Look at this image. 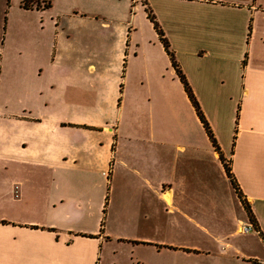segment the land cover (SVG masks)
<instances>
[{
  "label": "crops",
  "instance_id": "obj_1",
  "mask_svg": "<svg viewBox=\"0 0 264 264\" xmlns=\"http://www.w3.org/2000/svg\"><path fill=\"white\" fill-rule=\"evenodd\" d=\"M100 5L116 8L113 17H125V34L129 27L122 111L128 110L126 127L134 124L139 130L127 129L123 143L117 140L123 119L117 128L80 117L62 119L61 126L49 129V139L56 142L45 154L49 177L43 202L38 205L24 182L0 190V264H163L166 254L176 264H264V0H74L70 9L56 12L108 17ZM22 6L54 13L56 4L23 0ZM150 15L168 40L218 147ZM71 67L84 69L82 63ZM60 69L65 107L70 89L77 98L80 94L71 84L78 79L65 75L70 65ZM234 99L235 121L220 128L224 116L213 110L214 104L223 109L219 103ZM94 133L99 143L93 144ZM138 133L141 140L133 141ZM81 159L97 166V194L73 186L71 171L78 170L69 165ZM225 163L238 192L230 188L223 194L215 188L214 177L227 188L229 181L232 185ZM107 186L111 197L122 196L124 207L116 208L114 197L106 207ZM149 195L152 204L145 203ZM92 198L97 208L89 205ZM165 213H176V221L169 222L183 236L176 242L164 238ZM181 217L201 240L185 237L190 230ZM244 226L253 230L241 232Z\"/></svg>",
  "mask_w": 264,
  "mask_h": 264
},
{
  "label": "rangeland",
  "instance_id": "obj_2",
  "mask_svg": "<svg viewBox=\"0 0 264 264\" xmlns=\"http://www.w3.org/2000/svg\"><path fill=\"white\" fill-rule=\"evenodd\" d=\"M22 1L0 0V159H4L5 164L1 165L0 161V190L6 192L13 184L24 182L26 187L32 189L31 193L40 205L46 196L49 177L45 154L46 151L51 153L52 144L56 142L49 139V129L61 126L62 119L71 121L80 117L116 128L123 119V135L117 140L124 143L128 140L126 130L139 128L134 124L126 127L127 120L129 123L128 110L122 111L125 98L122 78L130 44L129 27L126 34L123 32L125 17H113L111 11L116 8L111 5H100L108 17L95 19L65 14L60 16L56 12L70 9L69 5L74 0H54V13L25 9ZM133 21L135 23L134 18ZM143 33L150 36L148 30ZM77 63H82L84 69L74 70L71 66ZM65 65L71 68L65 75L69 73L70 78L78 79L71 84L79 90L80 98L70 89L66 96L67 106L62 107L60 96L64 95V90L61 92L60 68ZM219 105L223 109H215V103L213 110L224 116L220 128H225L234 120L235 99ZM134 121L131 120L132 123ZM92 137L95 138L93 144L99 143L98 134L94 133ZM132 140L140 141V133L135 134ZM81 149L79 153H82ZM69 166L78 170L71 171L74 188L97 194L98 178L94 173L97 166L82 162V159L80 163ZM107 175L109 177L110 173L107 172ZM229 182L227 188L214 177L215 188L222 190L223 194L225 189L234 188ZM120 183L123 184V181ZM105 191L107 208L112 205L113 197L116 208L124 207L120 199L122 196L111 197L109 186ZM148 198L145 203L152 204L151 196ZM92 199L89 205L97 208L99 202ZM138 200L141 203V199ZM5 201L6 205H12L8 199ZM164 216L168 222L164 238L176 242V238L183 237L181 231L176 230V225L169 223L176 221V213H165ZM232 216L230 214L229 217ZM180 222L190 230L185 233L186 238L201 240V236L186 224L187 218L181 217ZM166 257L167 254L163 264H176V259Z\"/></svg>",
  "mask_w": 264,
  "mask_h": 264
},
{
  "label": "trees",
  "instance_id": "obj_3",
  "mask_svg": "<svg viewBox=\"0 0 264 264\" xmlns=\"http://www.w3.org/2000/svg\"><path fill=\"white\" fill-rule=\"evenodd\" d=\"M25 6L28 7L27 6V3H25ZM45 6L46 7H49L50 6V3L49 2L46 3ZM150 18H151V20L155 24V27H156V29H157L160 37H161V41L163 42V44H164L167 52L169 53V55H170V57L172 59L173 67L175 68L178 76L180 77V79H181V81H182V83H183V85L185 87V90H186V92H187L190 100L192 101V104H193V106H194V108H195V110H196V112L198 114V117L200 118V120H201V122H202V124H203V126H204V128H205V130H206V132H207V134H208V136L210 138V140L212 141V143L216 147H218L217 140H216L215 135H214V133H213V131L211 129V126H210L208 120L206 119V117H205V115H204V113H203V111L201 109V106H200L199 102L197 101V99H196V97H195V95H194V93L192 91L191 86L189 85V82H188L186 76L184 75V73L180 69V66H179L178 62L176 61L175 54H174V52L170 48V44H169L168 40L164 36V33H163L162 29L160 28L158 22L156 21L155 17H153L152 15H150ZM225 168H226V171H227V173L229 175V178H230V180L232 182L233 187L238 192L239 191V188H238L236 179H235V177H234V175L232 173V170H231L230 166L227 163H225ZM246 207H247V205H246ZM247 208H248V213L250 215V218L253 220V215L251 214V211H250L249 207H247Z\"/></svg>",
  "mask_w": 264,
  "mask_h": 264
},
{
  "label": "built area",
  "instance_id": "obj_4",
  "mask_svg": "<svg viewBox=\"0 0 264 264\" xmlns=\"http://www.w3.org/2000/svg\"><path fill=\"white\" fill-rule=\"evenodd\" d=\"M240 230H241V232H245V233H247V232L252 231L253 228H252V226H244V227H242Z\"/></svg>",
  "mask_w": 264,
  "mask_h": 264
}]
</instances>
